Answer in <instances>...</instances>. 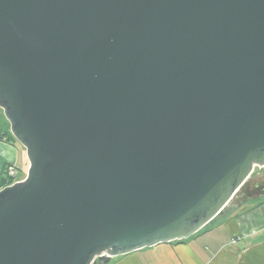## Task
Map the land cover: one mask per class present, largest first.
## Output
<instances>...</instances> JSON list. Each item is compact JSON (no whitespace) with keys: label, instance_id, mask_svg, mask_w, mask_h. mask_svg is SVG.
<instances>
[{"label":"water","instance_id":"obj_1","mask_svg":"<svg viewBox=\"0 0 264 264\" xmlns=\"http://www.w3.org/2000/svg\"><path fill=\"white\" fill-rule=\"evenodd\" d=\"M0 109V264L188 240L264 200V0H0Z\"/></svg>","mask_w":264,"mask_h":264},{"label":"crops","instance_id":"obj_2","mask_svg":"<svg viewBox=\"0 0 264 264\" xmlns=\"http://www.w3.org/2000/svg\"><path fill=\"white\" fill-rule=\"evenodd\" d=\"M24 150L0 140V182L9 164L26 167ZM109 264H264V200L231 210L188 240L113 258Z\"/></svg>","mask_w":264,"mask_h":264},{"label":"trees","instance_id":"obj_3","mask_svg":"<svg viewBox=\"0 0 264 264\" xmlns=\"http://www.w3.org/2000/svg\"><path fill=\"white\" fill-rule=\"evenodd\" d=\"M1 123V122H0ZM0 140L2 141H5V142H16L18 143L15 138L12 136L11 134V131L10 130H7L5 129L4 126H2L0 124ZM19 144V143H18ZM5 171H6V176L1 180L0 182V190L4 187H7L9 185H12L13 183L16 182L17 180V177L18 176H15V177H11L8 175V171H7V168H5ZM19 180V179H18ZM228 214V213H226ZM225 215L221 216V217H224ZM210 226V225H209ZM209 226H207L206 228H208ZM205 228V229H206Z\"/></svg>","mask_w":264,"mask_h":264},{"label":"rangeland","instance_id":"obj_4","mask_svg":"<svg viewBox=\"0 0 264 264\" xmlns=\"http://www.w3.org/2000/svg\"><path fill=\"white\" fill-rule=\"evenodd\" d=\"M0 124L2 125V126H4L5 127V129H7V130H10V124H9V122L7 121V119L5 118V116H4V113H3V110H1L0 109ZM20 145V144H19ZM24 152H26V150H24ZM26 161H27V165H26V167L25 168H23L22 170H18V167H17V165H15V164H9L8 166H7V171H8V168L9 167H11V166H13V167H15L16 168V170H17V175H18V177H17V179H19V180H24L25 178H26V176H27V173H28V168H29V164H28V160H27V157H26ZM5 174H6V171H5ZM252 203H254V201H252L251 203H249V204H247V205H250V204H252ZM247 205H245V206H247ZM229 212H231V210H229ZM228 212V213H229Z\"/></svg>","mask_w":264,"mask_h":264},{"label":"built area","instance_id":"obj_5","mask_svg":"<svg viewBox=\"0 0 264 264\" xmlns=\"http://www.w3.org/2000/svg\"><path fill=\"white\" fill-rule=\"evenodd\" d=\"M17 174H18V173H17V170H16L15 167L11 166V167L8 168V175H9V176H11V177H15V176H18ZM18 181H21V180H18V179H17L16 182H18Z\"/></svg>","mask_w":264,"mask_h":264},{"label":"flooded vegetation","instance_id":"obj_6","mask_svg":"<svg viewBox=\"0 0 264 264\" xmlns=\"http://www.w3.org/2000/svg\"><path fill=\"white\" fill-rule=\"evenodd\" d=\"M257 171H258V169H257Z\"/></svg>","mask_w":264,"mask_h":264}]
</instances>
